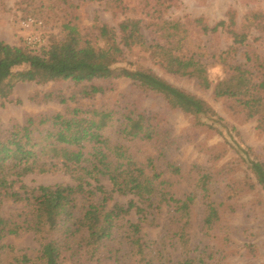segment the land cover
I'll list each match as a JSON object with an SVG mask.
<instances>
[{
    "label": "trees",
    "instance_id": "16d2710c",
    "mask_svg": "<svg viewBox=\"0 0 264 264\" xmlns=\"http://www.w3.org/2000/svg\"><path fill=\"white\" fill-rule=\"evenodd\" d=\"M164 23L167 27L161 26L159 36L150 41L132 19L122 20L117 29L102 24L98 26L100 42H91L68 22L62 27L63 39L51 42L41 54L0 40V103L7 101L15 83L32 81L37 73L52 80L91 82L67 98L60 97L62 103L101 92L102 87L92 83L95 79L126 77L172 109L208 114L211 110L205 102L182 95L150 69L126 66L131 64L126 56L136 51L169 73L194 77L201 86L210 87L212 81L199 54L183 48L186 35L181 24ZM227 25L231 26L228 33L232 41L221 53L226 57L220 55L224 74L213 85V94L233 100L247 117L256 116L258 127L264 130V62H257L260 58L254 56L249 63L253 58L244 49V62L229 61L231 52L245 44L247 34L244 23L235 29L232 16ZM224 28V20L213 26L201 24L202 31ZM20 65L25 69L13 71ZM154 120L155 116L135 109L114 112L75 106L64 113L28 117L23 125L0 132V195L23 203L19 212L0 215V239L32 232L38 244L35 254L24 253L8 264H60L65 260L72 264H99L104 260L117 264H213L209 245L203 244L202 237L194 242L190 231L192 205L200 194L192 191L177 196L173 190L183 177L181 166L168 162L165 170L158 171L153 157L139 160L137 152H132L129 143L155 141L159 131ZM247 151L239 146L237 152L243 155ZM246 165L264 190V161L248 156ZM191 170H197L194 190H199L202 197L207 195L213 189L212 174L196 165ZM53 172L68 173L75 183L39 185L22 194L10 189L29 173ZM101 178L109 181V191L100 183ZM112 193L131 195L136 201L132 198L126 206L114 203L107 208ZM97 194L101 196L98 199ZM223 202L219 196L218 202L209 198L205 203L203 236L220 219ZM131 209L137 219L123 222ZM164 211L167 218L160 239H144L141 229L144 225L156 226L157 217Z\"/></svg>",
    "mask_w": 264,
    "mask_h": 264
},
{
    "label": "rangeland",
    "instance_id": "374dc122",
    "mask_svg": "<svg viewBox=\"0 0 264 264\" xmlns=\"http://www.w3.org/2000/svg\"><path fill=\"white\" fill-rule=\"evenodd\" d=\"M235 22V29L241 24L247 34L245 44L227 56L229 61L244 62L246 50L254 61V56L264 62V0H0V40L14 46L26 48L41 54L53 41L61 40L65 31L63 25L70 22L91 42H100L98 26L106 24L117 29L124 19L137 21L147 40L156 39L160 27H167L164 21H178L186 35L184 50L199 54L206 65L210 87L201 86L191 76H180L165 71L148 57L131 52L126 60L127 67L140 66L150 69L168 83L176 87L184 96L200 99L208 105L210 113L195 115L184 110L170 108L165 101L151 94L126 77L117 79H95L94 85L102 91L89 98H76L65 103L60 97H69L74 90L91 82L75 83L70 79H47L37 73L32 81L14 84L7 101L0 103V132L13 125H23L28 117L51 116L64 113L75 106L83 109H110L114 112L132 110L155 116L154 123L159 131L154 142L135 141L132 152L138 159L153 157L158 171L165 170L168 162L180 165L183 177L174 185L177 196L196 192L200 198L192 205L190 231L196 242L202 237L213 251V264H264V190L258 186L246 165V157L264 161V130L258 127L257 117H247L237 104L228 98L213 94V85L224 74L220 55L231 45L228 33L229 17ZM40 22L26 25L28 19ZM200 20V21H199ZM224 20L227 28L223 31H202L201 24L213 26ZM28 38L32 40L29 41ZM35 43H30V42ZM237 46V45H236ZM241 52V53H240ZM226 57V55L224 56ZM124 64V62H123ZM25 65L13 71L23 70ZM49 94V97H44ZM41 128V127H40ZM40 131V130H39ZM36 131L35 133H38ZM247 149L240 154L238 147ZM201 167L212 174L213 189L201 196L194 190V178ZM167 175V173L165 174ZM75 181L68 173H29L19 178L10 187L20 194L24 190L39 185L68 184ZM92 186L95 185L91 181ZM100 183L108 191L111 186L106 178ZM251 184L254 186L251 187ZM20 186H24L23 188ZM222 196L220 219L206 236L202 235V217L205 203L210 198L218 202ZM100 194L96 198H100ZM131 195L112 193L106 207L114 203L127 205ZM0 215L9 216L19 212L22 202L0 195ZM136 201L135 198H133ZM167 213L164 211L156 219V226L144 225L140 234L148 240H159L164 232ZM134 209L124 217L134 222ZM125 230V229H121ZM121 232H119V235ZM38 244L32 232L5 235L0 239V264L14 262L22 254H35ZM60 264H72L69 260ZM99 264H117L104 260Z\"/></svg>",
    "mask_w": 264,
    "mask_h": 264
},
{
    "label": "built area",
    "instance_id": "2783aa9c",
    "mask_svg": "<svg viewBox=\"0 0 264 264\" xmlns=\"http://www.w3.org/2000/svg\"><path fill=\"white\" fill-rule=\"evenodd\" d=\"M24 23H26V25H31V24H33V23H35V24H37V25H39L40 24V22H37V21H35V20H32V19H28L27 21H25ZM28 40L29 41H31L32 39L31 38H28ZM30 43H35V42H30Z\"/></svg>",
    "mask_w": 264,
    "mask_h": 264
}]
</instances>
